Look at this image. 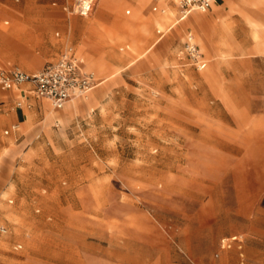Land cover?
<instances>
[{"label":"rangeland","instance_id":"obj_1","mask_svg":"<svg viewBox=\"0 0 264 264\" xmlns=\"http://www.w3.org/2000/svg\"><path fill=\"white\" fill-rule=\"evenodd\" d=\"M73 1L0 0V71L71 47L112 81L49 129L38 103L19 124L0 91V264H264V0H217L168 30L176 0H96L84 17ZM188 29L200 69L178 56ZM91 70L92 95L108 77Z\"/></svg>","mask_w":264,"mask_h":264},{"label":"built area","instance_id":"obj_2","mask_svg":"<svg viewBox=\"0 0 264 264\" xmlns=\"http://www.w3.org/2000/svg\"><path fill=\"white\" fill-rule=\"evenodd\" d=\"M215 0H178L177 5L182 18L192 11L205 12L209 10ZM96 0H74L69 13L87 16L92 11ZM180 58H187L196 68H200L203 61L201 53L192 34L187 33L183 46L179 51ZM28 85V91L35 97L48 99L51 104L60 109L72 98L83 96L98 85V80L92 72L83 70L69 47L63 51L57 60L45 64L34 73H26L19 68L0 71V90L19 89ZM22 103L16 102L20 107ZM7 232L0 224V235ZM240 242L237 235L222 239L221 247H230L231 242ZM240 247V246H239ZM240 264H244L241 260Z\"/></svg>","mask_w":264,"mask_h":264},{"label":"crops","instance_id":"obj_3","mask_svg":"<svg viewBox=\"0 0 264 264\" xmlns=\"http://www.w3.org/2000/svg\"><path fill=\"white\" fill-rule=\"evenodd\" d=\"M118 1H120V0H99V2H98V4L100 5V7H102L103 9H113L114 7H116V5H115V3L116 2H118ZM176 2V1H175ZM107 3L108 4H110V7L107 5ZM215 3H217V0H215L214 2H213V4H215ZM225 2H223L222 3V5L224 4ZM221 5V6H222ZM212 7V6H211ZM219 8H221V7H217V8H212V9H219ZM152 10L153 11H155L156 10V7H153L152 8ZM201 13V12H200ZM202 14H204V13H202ZM78 16V15H77ZM187 17V16H186ZM185 17V18H186ZM185 18H183V19H179V16H178V19L177 20H175V21H173L172 23H169L170 25H169V27L167 28V30L172 26V25H176L177 23H179V22H183V20L185 19ZM158 19V20H157ZM150 21H152V22H155L157 25L159 24V15L158 14H154V15H152V17L149 19ZM220 20H222V19H220ZM220 20H216V21H220ZM215 21V22H216ZM77 23V21H74L73 22V24L72 25H75ZM217 23V22H216ZM208 24H209V20H208V17L206 16V15H204V18H203V27H206V29H207V27H208ZM188 25H186V24H184L183 25V29L182 30H184L186 27H187ZM189 27V26H188ZM218 28V27H217ZM208 30V29H207ZM156 33H161V30H159V29H156ZM187 33H190V34H192V36L194 37V34L192 33V31L191 30H186V32H185V35H184V39H185V36H186V34ZM163 36H162V34H161V36L157 39V41H156V43H159V41H160V39L162 38ZM212 40H213V45L212 46H214V44H216V45H220L219 44V42H217L218 41V32H217V30H216V33L214 34V36L212 35ZM184 39H183V41H182V46H183V42H184ZM194 40H195V37H194ZM195 43H196V40H195ZM152 45H155V43L154 44H152ZM196 45H197V47H198V50H199V52L201 53V58H202V61H203V65H205L206 66V63H207V59H206V57H205V55H204V53L200 50V47H199V45L196 43ZM182 46H181V48H182ZM153 48V47H152ZM151 48V49H152ZM88 53V52H87ZM75 55H76V58H77V60H78V63H79V65H80V67L82 68V67H85V68H82L83 70H85V71H90L92 68H100V74L102 75V76H105V75H107V77H108V79H107V82H106V85L105 86H102L101 87V89H98V91H96L95 93H93L92 95H91V97L88 99V100H86V101H81V100H69L70 102H68V104H67V106H66V109L65 108H60V109H54L51 113H49V114H47V112L43 109V99L44 98H38V97H35L32 93H30L29 91H28V89H29V86L28 85H23L21 88H19V89H11V90H6V92H8V91H10V94L9 95H5L4 93L2 94V97L3 98H6V99H8V100H12V99H16V102H18V101H20L21 103H22V105L20 106V107H17L16 106V109L14 110V115H13V117L17 120V122L19 123V124H23L24 126H27V119H26V117H25V112H24V109H23V107H26V108H30V107H32V106H35V104L36 103H38L39 105H40V107H41V109H42V113H43V127L44 128H46V129H49L50 128V124H51V122H52V120H54V119H57V120H60V121H62V120H64V119H66V118H70L72 115H74V114H76V113H78V112H80V111H82V110H86L87 112H90V111H92L93 109H94V106L96 105V103H97V100H98V97H99V95H100V93L104 90V89H106L111 83H112V81H111V77H109L110 76V74L109 73H107V74H105L104 73V71H105V65H104V63L102 62V60H101V58H98V57H96V56H92V55H90L89 53H88V55L95 61V63L92 65H89V64H87V63H85L84 61H83V63L84 64H82V62H80V59L78 58L79 57V55H78V53H76L75 52ZM60 56V55H59ZM58 56V57H59ZM80 57L82 58V55H80ZM58 59V58H57ZM57 59H55V60H57ZM179 59H183V58H179ZM55 60H53V61H55ZM53 61H50V62H53ZM47 63H49V62H46L45 64H47ZM44 64V65H45ZM82 64V65H81ZM43 65V66H44ZM42 66V67H43ZM41 67V68H42ZM40 68V69H41ZM39 69V70H40ZM200 69V68H199ZM32 73H34V72H32ZM30 74V73H29ZM97 78V77H96ZM97 80H98V85H99V78H97ZM97 85V86H98ZM96 86V87H97ZM0 91H3V90H0ZM5 92V93H6ZM35 103V104H34ZM25 117V118H24ZM4 118H0V123H3L4 122ZM3 121V122H2ZM18 147L19 146H12V147H9L7 150V154L6 155H4V157L5 156H12V155H14V154H16L17 152H18ZM6 150V149H5ZM1 225H3V224H1ZM4 226V225H3ZM17 247H19V245L17 246Z\"/></svg>","mask_w":264,"mask_h":264},{"label":"bare ground","instance_id":"obj_4","mask_svg":"<svg viewBox=\"0 0 264 264\" xmlns=\"http://www.w3.org/2000/svg\"><path fill=\"white\" fill-rule=\"evenodd\" d=\"M97 1H98V0H97ZM177 2H178V0H176V4H177ZM177 10H178V16H179V19H183V18H185V17L188 15V14H187L185 17L182 18L181 13L179 12L178 5H177ZM168 11H169V12H168ZM168 11H167V13H170V14H171L170 16L168 15V18L170 17V19H171L172 16H173V14H174V11H173L171 8H168ZM164 12H166L165 9H163L162 13H164ZM167 13H166V14H167ZM161 15H164V14H161ZM162 17H163V16H162ZM162 17L159 16V26H160V27H162V25H163V23H162V20H163ZM165 17H167V16L165 15ZM168 18H166V19H168ZM166 19H165V20H166ZM170 19H169V20H170ZM157 20H158V19H157ZM165 20H163V21H165ZM169 20H166V22H168ZM172 22H173V21H172ZM172 22H170V23H172ZM164 23H165V22H164ZM163 26H164V25H163ZM173 26H174V25H173ZM222 26H223L222 28H224V29H223L224 32L227 31V27L225 28L226 25L223 24ZM179 28H180V27H179ZM226 34H227V33H226ZM78 58L80 59V62H82V64H84L82 58H81V57H78ZM76 59H77V58H76ZM21 60H22V59H21ZM77 61H78V60H77ZM21 64H22L23 66H26V62H25L24 60L21 61ZM82 64H81V65H82ZM82 68H85V67H82ZM85 69H86V68H85ZM89 72H92V73L96 76V74H95L92 70H90ZM96 77H97V76H96ZM99 85H100V82H99ZM99 85H98V86H99ZM95 88H96V87H95ZM95 88H93L91 91H89L87 94H85V95H83V96H78V97L72 98V100H82V101H86V100H88L89 97H90V95H91V93L95 90ZM12 89H15V88H12ZM10 90H11V89H10ZM43 100L47 101V102L52 106V108L55 109V107L51 104V102H50L48 99H45V98H44ZM70 100H71V99H70ZM68 102H70V101H67L66 103H68Z\"/></svg>","mask_w":264,"mask_h":264}]
</instances>
